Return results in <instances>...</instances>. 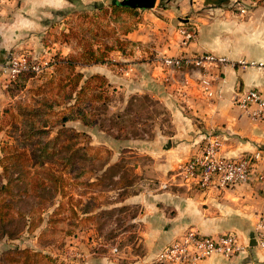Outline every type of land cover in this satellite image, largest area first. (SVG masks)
Masks as SVG:
<instances>
[{
    "label": "rangeland",
    "instance_id": "374dc122",
    "mask_svg": "<svg viewBox=\"0 0 264 264\" xmlns=\"http://www.w3.org/2000/svg\"><path fill=\"white\" fill-rule=\"evenodd\" d=\"M136 9L112 0H72L54 18V32L42 38L48 53L34 58L27 50L15 52L28 54L39 71L13 81L5 67L0 264H144L141 207L125 201L157 184L146 175L154 163L140 143L168 134L170 114L145 90L141 63L170 73L163 83L173 92L202 90L204 83L192 81L190 69L164 66V57L173 56H161L155 43L127 38L149 21ZM100 65L108 73L92 67ZM159 84L152 82L153 94ZM34 205L30 226L22 230L19 215ZM148 264L160 263L154 258Z\"/></svg>",
    "mask_w": 264,
    "mask_h": 264
},
{
    "label": "crops",
    "instance_id": "0c3cea01",
    "mask_svg": "<svg viewBox=\"0 0 264 264\" xmlns=\"http://www.w3.org/2000/svg\"><path fill=\"white\" fill-rule=\"evenodd\" d=\"M71 1L0 0V78L15 52L27 50L34 58L48 53L42 38L54 32V18ZM136 10H143L149 21L128 32V39L155 43L161 56L211 54L225 59L205 67L212 82L211 96H204L197 88L173 92L163 83L172 78L170 73L161 67L152 70L155 64L141 63L142 82L148 83L145 90L158 96L170 114L168 134L159 132L140 143L154 163L146 175L157 184L127 196L125 201L141 207L143 263L156 259L163 246L193 228L207 236L233 234L243 247V251L229 257L212 254L199 264H264V246L258 245V240L264 238L260 219L264 214L263 180L253 178L234 187L199 191L173 178L177 168L198 153L205 136L212 132L222 137L223 155L258 153V168L264 167V119L252 117L254 106L244 109L234 99L242 90L251 88L264 97V66L258 65L264 64V0L252 5L245 15L236 12L232 0H156L151 9ZM183 30L193 31L194 37L184 40ZM92 67L109 71L107 66ZM201 73L202 70L193 73L192 81L199 80ZM156 80L160 90L153 94L152 82ZM3 87L0 83L2 101L7 97ZM179 94L187 97L186 105L181 103ZM175 180L176 183L169 182ZM253 241L255 245H251Z\"/></svg>",
    "mask_w": 264,
    "mask_h": 264
},
{
    "label": "built area",
    "instance_id": "2783aa9c",
    "mask_svg": "<svg viewBox=\"0 0 264 264\" xmlns=\"http://www.w3.org/2000/svg\"><path fill=\"white\" fill-rule=\"evenodd\" d=\"M257 0H232L233 6L239 15H244L251 5ZM186 41L194 37L190 30L182 31ZM225 62L222 57H215L211 54L198 56H185L184 54L173 57H164L162 64L166 67H173L184 70L190 69L193 73L199 72L204 83L201 93L204 96H211L212 82L206 76L207 63ZM241 64H245L243 61ZM253 65L252 62L249 65ZM259 66H264L258 63ZM6 70L10 79H14L20 72L25 70L39 71L40 67L28 54H13L6 62ZM235 101L244 109L254 106L251 114L257 119H264V97L254 88L242 90L234 97ZM222 137L219 133H210L205 136L198 153L183 162L174 174V179H179L183 186L195 190L224 189L234 187L241 183L248 182L253 178L264 181V167L258 168L259 154H241L237 157H227L222 154ZM166 183L163 184L165 186ZM261 225H264V214L260 216ZM258 245L264 246V238L258 240ZM116 247L113 248V251ZM243 251L233 234L227 233L218 236L202 235L193 228L185 230L178 238L163 246L156 260L162 264H199L212 254H221L229 257Z\"/></svg>",
    "mask_w": 264,
    "mask_h": 264
},
{
    "label": "trees",
    "instance_id": "16d2710c",
    "mask_svg": "<svg viewBox=\"0 0 264 264\" xmlns=\"http://www.w3.org/2000/svg\"><path fill=\"white\" fill-rule=\"evenodd\" d=\"M257 1H258V2H262L263 0H257ZM113 3H114V4L116 3V4L119 5V6H122L121 4L118 3V1H113ZM55 60H56V57H55ZM93 61H94V62H92V63H96V62H99V59L94 58ZM100 61H102V60H100ZM55 63H56V61H55ZM67 64H68L69 66L72 65L70 61L67 62ZM80 64H81V63H80ZM32 73H33V71H30V70L22 71V72H20V73H19V74L13 79V81H17L18 79H21L22 77L27 76V75H31ZM68 118H69V116H67V115H62L61 120L66 121ZM3 205H7V204H3ZM2 208H4V207H3V206H0V223H3V222H4V220H5V215H6L5 211H3ZM36 211H37V207L34 205V206H30L29 211H26V212H23V213H20V212H19V213H20V215H19L20 218L23 219L22 230H23L24 228H25V230L29 228V226H30V222H29V213H31V212H36ZM19 213H18V214H19ZM4 232H5V231H2V234H0V237L4 234ZM160 264H162V263H160Z\"/></svg>",
    "mask_w": 264,
    "mask_h": 264
},
{
    "label": "water",
    "instance_id": "95a60500",
    "mask_svg": "<svg viewBox=\"0 0 264 264\" xmlns=\"http://www.w3.org/2000/svg\"><path fill=\"white\" fill-rule=\"evenodd\" d=\"M156 0H118V3L123 6H128L130 8H142L149 9L155 5ZM256 242L253 241L251 245H255Z\"/></svg>",
    "mask_w": 264,
    "mask_h": 264
}]
</instances>
